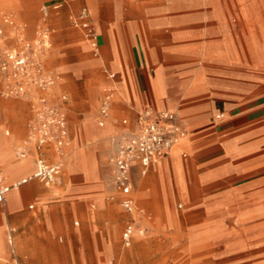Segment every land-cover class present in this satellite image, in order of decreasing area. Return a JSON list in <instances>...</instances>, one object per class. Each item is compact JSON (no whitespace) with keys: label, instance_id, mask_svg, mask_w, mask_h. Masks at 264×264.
<instances>
[{"label":"rangeland","instance_id":"1","mask_svg":"<svg viewBox=\"0 0 264 264\" xmlns=\"http://www.w3.org/2000/svg\"><path fill=\"white\" fill-rule=\"evenodd\" d=\"M60 1L0 0V24L5 26L11 37H14V26H21L28 38H34L41 19L40 9L44 4L48 6L47 20L54 33L46 52V67L58 74L60 79L57 86L41 93L49 95L61 91L68 96V133L72 132L74 137L86 119H91L93 126L99 129L96 125L98 101L105 88L109 87L108 73H116L111 65L116 54L127 71L135 73L142 68L140 57L150 60L153 56L159 61V67L163 65L164 50L170 48L176 59L188 57L186 63L175 67L188 73L206 68L219 90L232 82V73L243 75L250 72L251 82L256 85L260 83L259 76L264 78V67H259L252 51L264 47V32H260L264 29V0L246 1L249 12L246 17L236 11L240 6L233 0H215V6L190 0L184 16L170 17L175 25L172 29L155 31L144 26L152 17H117L113 7H92L87 0L54 9ZM83 4L92 12L96 33L97 30L102 33L99 50L72 27L71 16ZM212 9L220 15L213 17L210 14ZM7 17L11 20L9 24L5 23ZM101 21H106L107 25L117 21V24L111 26L113 29L108 32L98 27ZM129 22L135 24L133 32L126 28ZM178 28H183V33H178ZM198 46H207L219 59L231 52L237 63L210 61L202 65L200 61H192L189 54ZM147 68L150 75L156 67L150 64ZM9 99L27 106L25 129L21 134L15 132L20 138L15 148L18 156L21 148L27 145L31 105L21 99ZM124 99L128 100V97ZM217 105H220L219 102ZM125 116L127 113L117 107L114 109V120ZM10 135L13 133L10 132ZM74 147L71 138L69 161ZM106 152L100 169L110 186L108 175L111 171L107 168V160L112 151L108 144ZM28 157L36 161L35 148L30 149ZM68 162L59 178L48 186L54 197L51 205L57 202L65 204L34 212L39 220L37 225L42 227V232L54 235L60 251L55 257L37 259L36 264H264L263 225L239 222L225 207L217 211L198 205L194 199L196 194L188 189L189 186L187 189L177 188L168 170L160 176L161 188L155 178L152 184L147 186L146 182L142 185L137 193L140 203L153 214L155 222L145 235L137 236L131 246H125L121 233L130 216L108 201V196L112 194L109 190L103 191L105 204H99L95 195L68 196ZM186 180H189L188 174ZM27 259L32 260L30 257Z\"/></svg>","mask_w":264,"mask_h":264},{"label":"crops","instance_id":"2","mask_svg":"<svg viewBox=\"0 0 264 264\" xmlns=\"http://www.w3.org/2000/svg\"><path fill=\"white\" fill-rule=\"evenodd\" d=\"M78 1L80 0H61L54 5V9ZM188 1L190 0H87L92 7L96 5L100 9L107 5L113 7L117 17L124 15L152 17L144 24L151 31L172 29L175 25L172 24L170 17L184 16L189 6ZM233 1L240 6L237 12L242 13L244 17L249 15L246 5L248 0ZM200 2L215 6V0ZM44 6L46 5L40 9L41 19L38 28L45 22L49 25L42 12ZM82 7L89 9L83 4L72 16ZM210 14L213 17L220 15L216 9H212ZM116 22L107 25L106 21H101L98 27L111 32L113 29L111 26H115ZM126 28L133 32L135 24L129 22ZM176 30L178 33L184 31L183 28ZM260 32H264V29H260ZM97 33L98 45L101 48L102 33L100 30H97ZM256 49L252 50L256 56L254 58L262 68L264 47ZM250 51L249 49V55ZM189 55V59L200 61L202 65L210 61H223L232 65L237 63L233 53L230 52L227 57L219 59L207 46H198ZM150 58L149 60L140 57L142 68H138L135 73L127 71L118 54L112 60L111 65L116 70V79L111 80L108 76L110 80L108 86H115L116 96L106 125L100 127L96 122L97 127L102 129L97 130L91 119H86L75 137L69 132V139L72 138L75 147L70 161V156L67 160L70 179L67 195L86 197L95 195L99 204H105L103 191L109 190L112 194L108 196V201L118 205L128 214L121 206L123 195L111 184L108 186L106 179L102 177L100 162L107 154V144L111 147V156L115 151L116 136L135 129L138 113L145 108L153 107L158 111L176 113L188 134L170 156L152 165L148 175L141 174L139 164L133 166L134 190L131 197L144 211L147 224L154 225V216L140 203L137 193L142 185L146 182L147 186L152 184L155 178L161 188L160 176L168 170L174 177L177 188L187 189L189 186L188 189L196 194L194 199L198 205H206L217 211L225 207L239 222L259 223L264 226V78L259 76L260 83L256 85L251 82L250 72H244L243 75L232 73V82L229 81L225 89L219 90L206 68L188 73L175 67L186 63L188 57L183 56L178 60L170 48L163 52V65L157 67L159 61L153 56ZM150 64L156 68L149 75L147 67ZM51 94L64 92L55 91ZM124 97H128V100ZM217 102L220 105H217ZM29 104L32 114L33 106ZM116 107L127 113V116L114 120L113 111ZM26 119L25 104L9 98L0 99V169L7 186H12L24 177L32 175L36 169L32 157L22 159L15 153L16 145L20 141L15 132L21 134L24 131ZM10 132L13 133L12 136ZM46 153L49 161L54 162L53 152L47 150ZM107 161V168L111 171L109 158ZM110 174L108 179L111 180ZM146 177L149 178L144 181ZM50 184L52 183L39 180L30 181L28 184L13 188L7 194L6 201L0 202V264H36L37 259L41 260L44 256L51 255L55 257L60 251L54 235L42 232V227L37 225L39 220L34 215L35 210L40 212L48 206L58 208L60 204H65L57 202L51 205L54 197L48 188ZM113 196L114 200L111 199ZM44 241L47 243L44 244ZM28 257L32 260H28Z\"/></svg>","mask_w":264,"mask_h":264},{"label":"built area","instance_id":"3","mask_svg":"<svg viewBox=\"0 0 264 264\" xmlns=\"http://www.w3.org/2000/svg\"><path fill=\"white\" fill-rule=\"evenodd\" d=\"M42 12L47 19L48 6H44ZM5 23H11L10 18L7 17ZM71 24L73 28L83 32L93 48L99 50L98 34L87 7H82L72 16ZM13 31L14 37H11L4 25L0 24V99L15 98L32 104L27 145L21 148L18 156L26 158L33 147L37 159L34 173L12 186L4 183L3 172L0 169V202L6 201L7 194L13 188L28 184L30 181L54 183L70 156L66 118L68 96L41 93L56 86L60 79L58 74L46 67V52L54 29L45 22L39 26L34 38L26 36L24 27L14 26ZM108 76L111 80L116 79L115 73H109ZM115 96L114 85L105 88L96 117L100 127L107 123ZM187 134L176 113L148 107L138 113L135 129L116 136L115 151L110 156L109 163L111 185L123 195L121 206L130 215L122 231L125 246H131L137 236L145 235L150 228L144 211L131 197L134 190L133 166L139 164L141 174L148 175L152 165L170 156ZM47 150L53 152L54 162L49 161ZM111 199L114 200L115 196Z\"/></svg>","mask_w":264,"mask_h":264}]
</instances>
